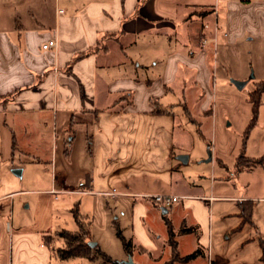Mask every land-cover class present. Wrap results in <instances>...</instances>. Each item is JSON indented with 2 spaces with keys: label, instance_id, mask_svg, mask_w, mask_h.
Here are the masks:
<instances>
[{
  "label": "crops",
  "instance_id": "obj_1",
  "mask_svg": "<svg viewBox=\"0 0 264 264\" xmlns=\"http://www.w3.org/2000/svg\"><path fill=\"white\" fill-rule=\"evenodd\" d=\"M49 6L48 17L31 8L29 27L18 18L11 30H0L4 172L20 177L28 169L33 178L35 166L49 164L37 173L58 179V186L23 190L109 197L127 220L122 227L133 247L163 257L161 264L171 256L166 221L179 256L201 252L185 264L198 259L221 264L224 254L216 262L209 259L214 236L228 242L231 233L240 235L244 227L239 245L257 243L262 256L264 234L254 218L255 207H263L257 204L264 202V180L257 181L258 190L250 188L258 168L238 169L237 158L246 157L238 150L235 176L222 150L209 149L210 160L200 157L194 139L184 142L176 127L175 110L182 105L174 100L197 87L204 112L210 106L215 64L216 71L235 61L252 68L246 61L264 42V0H50ZM214 14L223 32L215 57L212 42L203 43L214 36ZM54 38L55 49H42ZM87 50V56L69 64ZM247 73L238 72L236 80L247 81ZM179 154L187 155L185 162ZM194 161L214 169L209 184L196 182L195 172L186 169ZM19 191L0 192V264H51L52 255L44 241L38 246L36 233L24 222L15 231L9 222L6 201ZM153 194L179 198L165 209L149 197ZM260 210L264 207L258 209L263 219ZM107 220L103 215L97 230L109 229ZM101 243L97 238L96 244ZM247 260L240 264H251Z\"/></svg>",
  "mask_w": 264,
  "mask_h": 264
},
{
  "label": "rangeland",
  "instance_id": "obj_2",
  "mask_svg": "<svg viewBox=\"0 0 264 264\" xmlns=\"http://www.w3.org/2000/svg\"><path fill=\"white\" fill-rule=\"evenodd\" d=\"M49 3L50 0H0V30H11L18 18H20V22L25 26H31L32 22L29 18L31 16V8L34 10L39 9V11L45 13L48 17V14L51 12ZM212 21H214L213 35H215L218 41L217 43H219V40L223 37V32L220 30L218 14H214V20L212 18ZM190 30L191 35H193V30ZM210 38L213 37L209 36L208 39ZM213 54L215 57L216 49ZM246 62L251 63L252 68H249V65H247V69H243L241 62L238 63L235 61L231 65L219 68L216 71L215 64V68L213 67L212 69L214 77L210 85V106L204 112H201L199 109L200 98L198 96L201 95V90L197 87L188 88L185 93L186 97H181L180 95L174 100L182 105L179 110H175V124L179 130L182 129L183 141L187 142L188 139H194L195 145L200 148V157L205 156L204 160L208 158L209 149L217 148L218 150H222L227 157L225 162L231 164L229 173L232 176H235L239 172L235 171L232 166L235 163V150H238V155L243 151L246 157L247 155H256L257 157L255 159H259L264 155V93L256 112H253L252 104L249 101V95L256 89L257 84L264 82V42L262 45L260 44L258 51L248 57V61ZM243 70L244 72L248 70L247 74L249 77H247L245 85L238 88L232 80L239 77L238 72ZM251 74H253L252 77L250 76ZM253 118L254 121L251 122ZM75 128L73 127L74 130ZM55 129V134L60 137L61 131L59 127ZM189 135H191L190 138H188ZM75 145L78 146L77 139ZM53 147V151L55 148L57 150L55 142ZM2 165L0 166V192L22 189V191L15 194L14 198L6 201L7 204H10L9 209L11 210L9 222L13 225L15 231L18 229V225L24 222L27 230L37 234L39 240L38 246L40 242L43 243L45 235H52L51 237L53 239L54 237L58 239L56 237V231L60 229H76L71 209L74 205H77L79 211L86 214L90 220L93 241L96 243L97 238H99L102 242L100 244L101 251L111 259L106 260L98 257L94 260H87L86 258L73 257L67 260H60L52 253L51 245L45 244L46 249L52 255L51 264H127L129 259L133 264H161L163 261V257L156 255L154 252L150 254L147 250H143L141 246L132 247L133 249H131L130 253L124 250L122 242L116 234L113 221L115 219L117 220V225L125 239L131 240L128 238L129 231L126 226L125 228L122 227L127 220L120 215L119 209L115 211L109 197H102L100 200H97L96 195H81L69 192H57L53 194L45 191H25L28 189L50 188L51 184L55 187L58 186V179L55 180L53 178L51 181L50 179H46L44 173L41 174L42 176L37 173L38 169L44 170L45 168H50V165L35 166L37 176L33 178L28 177V169L24 176L19 177L12 173L10 174V172L5 173L4 165ZM253 165H256L253 167L258 168V172L255 175L256 181L250 185V188L252 186L253 190H258L261 186L260 184L258 185L257 181L260 177L264 180V160H258ZM186 169L190 172H195L193 179L201 184H209L214 179V169L210 172L209 164H205L204 162L197 163L194 161ZM216 172H218L217 168ZM5 174L8 176H5ZM217 182L218 178H216ZM217 186L218 184L216 188ZM229 188L231 191L234 190L233 187L229 186ZM257 205L258 207L260 205L264 207V202ZM263 207H255V213L257 214H255L254 218L259 225L261 234H264V211L261 212L260 210L263 218L260 219L258 217L260 216L258 209H263ZM103 215L109 218L107 220L108 224L110 223L109 229L97 230V223L101 221ZM101 224L102 222H100ZM245 229L246 227H244V231L240 235L231 233L228 242L222 241L220 237L215 235L213 254H211L210 250L209 259L211 260L213 256V260L216 262L219 260L217 256L224 254L225 259L221 261V264H240L244 257L251 264H264L262 258L261 260L257 258L260 255V247L257 243L252 248L251 246L242 247L239 245V238L243 235ZM221 248L222 250H220ZM255 248L258 255H255ZM210 263L212 264V262ZM172 264L181 263L173 260ZM192 264L206 263L202 259H198Z\"/></svg>",
  "mask_w": 264,
  "mask_h": 264
},
{
  "label": "trees",
  "instance_id": "obj_3",
  "mask_svg": "<svg viewBox=\"0 0 264 264\" xmlns=\"http://www.w3.org/2000/svg\"><path fill=\"white\" fill-rule=\"evenodd\" d=\"M90 53V50L77 53L69 64H72L77 59H80L84 56H87ZM264 93V82L258 83L256 89L250 93L249 101L252 104L253 112L257 111V107L261 101L262 95ZM8 96V95H6ZM254 121V118L251 122ZM258 160H264V155L259 159L247 158L241 155L237 158L236 167L241 169L244 165H252ZM73 218L76 224L75 230L60 229L56 231V239L51 237L52 235L44 236V243L46 245H51L52 253L54 256L60 260H67L73 257L86 258L87 260H94L98 257H102L106 260H111L108 255L101 251L100 247L92 240L91 230H90V221L86 215H83L77 205L71 209ZM167 230L169 234V245L171 247V258L165 261L163 264H172L173 260L185 264L190 260L196 258L201 254L199 249L194 250L193 252L179 256L178 251L176 250V242L173 238L172 225L169 221H166ZM186 231V229H183ZM116 234L122 242L123 248L127 253L131 252L133 244L130 240H126L122 235L120 228L116 226ZM91 242H94L92 245ZM57 243V244H56ZM262 256L264 260V240L261 241Z\"/></svg>",
  "mask_w": 264,
  "mask_h": 264
},
{
  "label": "built area",
  "instance_id": "obj_4",
  "mask_svg": "<svg viewBox=\"0 0 264 264\" xmlns=\"http://www.w3.org/2000/svg\"><path fill=\"white\" fill-rule=\"evenodd\" d=\"M211 41L213 44V48L214 50L216 49V44H217V39L215 37V35L213 36V38L209 39V40H203V43H207ZM42 49H55L57 47V41L56 39H50L47 42H45L44 44H42ZM149 197L156 203L160 204L163 208H168L169 205L178 200V196L176 195H171V194H153V195H149ZM211 198V197H210Z\"/></svg>",
  "mask_w": 264,
  "mask_h": 264
},
{
  "label": "water",
  "instance_id": "obj_5",
  "mask_svg": "<svg viewBox=\"0 0 264 264\" xmlns=\"http://www.w3.org/2000/svg\"><path fill=\"white\" fill-rule=\"evenodd\" d=\"M251 77L253 76V74L250 75ZM232 82L238 87V88H241L245 85L246 81H241V80H236V79H233ZM177 158L179 160H181L182 162H185L186 158H187V155L185 154H179L177 155ZM211 159V155H210V151H208V160ZM14 173H18L20 174V169H14L13 170ZM91 244L93 245L94 242H91ZM127 264H133L132 261L129 259V261L127 262Z\"/></svg>",
  "mask_w": 264,
  "mask_h": 264
}]
</instances>
